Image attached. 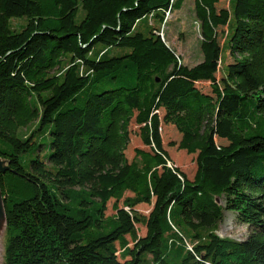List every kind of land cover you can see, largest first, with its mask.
I'll use <instances>...</instances> for the list:
<instances>
[{
    "label": "trees",
    "instance_id": "16d2710c",
    "mask_svg": "<svg viewBox=\"0 0 264 264\" xmlns=\"http://www.w3.org/2000/svg\"><path fill=\"white\" fill-rule=\"evenodd\" d=\"M220 1L192 0L188 65L160 33L184 0H0L3 264H264V0ZM220 196L245 239L218 233Z\"/></svg>",
    "mask_w": 264,
    "mask_h": 264
},
{
    "label": "rangeland",
    "instance_id": "374dc122",
    "mask_svg": "<svg viewBox=\"0 0 264 264\" xmlns=\"http://www.w3.org/2000/svg\"><path fill=\"white\" fill-rule=\"evenodd\" d=\"M228 0H222L218 4V7L228 6ZM81 8V7H80ZM82 10L80 9V13ZM79 13V16H80ZM13 22L16 19L12 18ZM19 23L20 21H16ZM15 22V23H16ZM226 26L218 27V39L221 44L225 40ZM162 34L165 37L167 43L172 46L176 52L179 54L182 62L192 65L199 61L202 58V53L200 49V33L198 27V21L194 18L192 0H184L181 8L170 11V14L167 16V23L162 27ZM227 47V46H226ZM226 47L223 50V55L226 58L225 62L232 61L233 58L226 51ZM217 75L220 76L221 73L218 71ZM197 85L203 91H210V84L208 80H203L197 82ZM130 129V141L126 146L125 154L130 160L134 153V147H143L148 148L141 141L139 135V124L131 121L129 124ZM228 131L229 128L226 126L220 134L216 136V141L218 144H224L228 142ZM161 137L163 146L168 148V153L172 161L179 166V168L189 177L193 176V173L196 168L195 156L196 153H188L183 149H178L177 142L180 139V133L174 127L173 124L164 123L161 120ZM175 142V144L170 145V142ZM4 165V161L0 160V166ZM0 200L2 204V211L0 213V264H3V252H4V239H5V216H4V206L2 201V196L0 195ZM219 200L224 206L225 217L221 222L218 229V233L221 236L230 237L238 240L245 239L249 232L251 231V226L241 221L237 213L234 210L227 209L225 207L226 202L224 196H220ZM112 199L107 202V214L113 213L114 211L111 208ZM138 210L143 213H148L151 208L150 203H140L136 206ZM138 228V233L140 235L144 234V227L136 223ZM196 225H194L195 227ZM131 244V243H130Z\"/></svg>",
    "mask_w": 264,
    "mask_h": 264
},
{
    "label": "water",
    "instance_id": "95a60500",
    "mask_svg": "<svg viewBox=\"0 0 264 264\" xmlns=\"http://www.w3.org/2000/svg\"><path fill=\"white\" fill-rule=\"evenodd\" d=\"M0 160L4 161V160L1 159V158H0ZM5 167H7V166H5V164H4V165L0 166V169H1V170H4ZM0 195H1V190H0ZM1 196H2V195H1ZM2 201H3V197H2ZM3 206H4V203H3ZM1 211H2V204H1V200H0V213H1ZM4 216H5V208H4Z\"/></svg>",
    "mask_w": 264,
    "mask_h": 264
},
{
    "label": "built area",
    "instance_id": "2783aa9c",
    "mask_svg": "<svg viewBox=\"0 0 264 264\" xmlns=\"http://www.w3.org/2000/svg\"><path fill=\"white\" fill-rule=\"evenodd\" d=\"M169 14H170V11H167V12H166V17H165V18H167V16H168ZM160 33H161V35L163 36V34H162V29H161V32H160Z\"/></svg>",
    "mask_w": 264,
    "mask_h": 264
}]
</instances>
